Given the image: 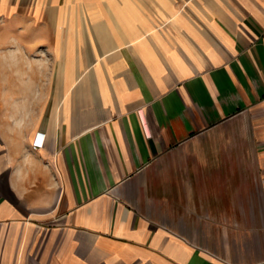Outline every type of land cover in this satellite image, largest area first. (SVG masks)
I'll use <instances>...</instances> for the list:
<instances>
[{
	"label": "crops",
	"instance_id": "1",
	"mask_svg": "<svg viewBox=\"0 0 264 264\" xmlns=\"http://www.w3.org/2000/svg\"><path fill=\"white\" fill-rule=\"evenodd\" d=\"M0 264H264V0H0Z\"/></svg>",
	"mask_w": 264,
	"mask_h": 264
},
{
	"label": "built area",
	"instance_id": "2",
	"mask_svg": "<svg viewBox=\"0 0 264 264\" xmlns=\"http://www.w3.org/2000/svg\"><path fill=\"white\" fill-rule=\"evenodd\" d=\"M35 143H36V144H39V142H38V141H36Z\"/></svg>",
	"mask_w": 264,
	"mask_h": 264
}]
</instances>
